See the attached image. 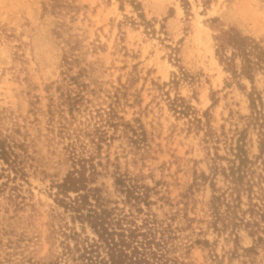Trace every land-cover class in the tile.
Wrapping results in <instances>:
<instances>
[{
	"label": "rangeland",
	"instance_id": "374dc122",
	"mask_svg": "<svg viewBox=\"0 0 264 264\" xmlns=\"http://www.w3.org/2000/svg\"><path fill=\"white\" fill-rule=\"evenodd\" d=\"M225 32L264 51V0H0V141L16 161L0 160V264H104L107 236L167 264H264V222L214 170L240 132L255 161L264 129V63L248 76L236 56L228 69ZM71 151L87 161L80 212L59 188ZM253 167L259 181L264 155ZM224 192L232 208L215 223ZM90 209L105 211L104 238Z\"/></svg>",
	"mask_w": 264,
	"mask_h": 264
},
{
	"label": "trees",
	"instance_id": "16d2710c",
	"mask_svg": "<svg viewBox=\"0 0 264 264\" xmlns=\"http://www.w3.org/2000/svg\"><path fill=\"white\" fill-rule=\"evenodd\" d=\"M216 40L218 42L217 55L220 59V62L224 63L226 67H228V69L234 72L235 70L233 69V64L236 56L241 57L243 63L242 73L248 76H251L250 72L254 69L255 65L260 66L262 65V63H264V51L262 47L248 37L242 36L239 33L225 32L221 36L217 37ZM228 48L233 49L231 56L227 55ZM252 57L257 58V61H254ZM80 86L84 87V85ZM84 99V93L82 94L81 92L76 93L74 97L68 95L67 104L69 106V111L73 113V110L75 108H78V105L80 103H83ZM109 108V110H104V115L107 116L104 121L109 126L115 127L119 123V121L118 123L115 122V118L118 119V116L116 115L113 107L110 106ZM99 114L101 118L104 116L101 113ZM197 121L200 122V119H197ZM61 129L66 130L67 124L63 123ZM94 132L96 135L99 134V136L97 137L99 140H101L105 134V131L101 130L100 126L95 127ZM260 132V152L256 157H254L255 161L250 157L243 141L244 135L240 132L238 133L236 143L230 145L227 154L228 156L225 157V159L228 161V166L219 167L218 165H215L214 170L215 174L220 173L225 178L228 185V190L231 193V197L237 195V198L234 199L235 201L240 200L242 192L248 193V198L250 200V213L252 215L257 214L260 218V222H264V206L253 200V189L256 184H259V188L261 189V191H264V185L262 181L264 180V177L260 176V180L256 181L254 177L256 171L253 167V164L257 161V159L262 158L264 155V129H262V131ZM71 148H74V144H72ZM71 152L72 153L70 154L72 156V162L74 164L73 170L69 172L64 181L60 183L59 188L65 194L69 193V191H74L77 194L75 199L71 203V207L74 208L75 211L80 212L83 207L87 205L88 195L85 194L87 192L82 193V190H85L87 187V178H85V163L87 164V161L83 157L76 156L77 154L75 151ZM11 156L14 157L13 152L8 146L5 145L4 142L0 141V160L4 161V163L9 166H12L16 161ZM258 196L263 197L264 195ZM261 199L264 200L263 198ZM221 205H225L228 209L232 208L229 199L227 198L226 192L220 195L213 196L212 207L215 216V223L218 220L222 219L219 211V207ZM88 212L89 213L87 214V218L92 219L93 228L95 230H99L98 227H100V230L101 228H103V233L100 234V238H104L106 229L103 227L105 219H103L102 213L105 211L100 214L90 209L88 210ZM242 222L244 221H241V223ZM246 222V226L252 225V228H258L256 230H259L260 222L253 221L252 224L250 221ZM111 238L107 236L105 239H103L106 241V244L108 246L111 245L109 248L111 252L110 259L108 260V262H104V264H167V261H169L167 257H165L166 255H164L163 252L159 254L156 252H151L149 256L146 250L141 253L137 247H133L132 252H128L127 249L131 247L130 244L126 243V241H124L123 239L118 244L114 242V239L109 241ZM259 241H263V239L262 237L258 236L256 243H259ZM93 246L94 244L90 245L91 251L87 252L86 250V253H91ZM157 246L163 248V246H161V243H158ZM247 251L255 252L256 246H252L251 248L247 249ZM174 264H176V262H174Z\"/></svg>",
	"mask_w": 264,
	"mask_h": 264
}]
</instances>
